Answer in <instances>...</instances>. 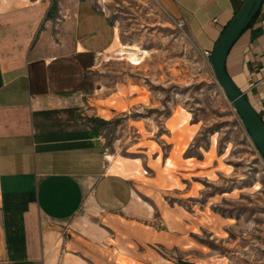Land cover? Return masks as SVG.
<instances>
[{"label": "rangeland", "instance_id": "1", "mask_svg": "<svg viewBox=\"0 0 264 264\" xmlns=\"http://www.w3.org/2000/svg\"><path fill=\"white\" fill-rule=\"evenodd\" d=\"M49 1L54 16L59 0ZM92 1L121 43L149 51L140 66L103 53L90 72L103 95L123 88L146 101L110 120L85 115L101 131L108 167L120 161L132 177L137 203L112 215L81 212L59 249L73 264H264V156L208 57L160 0ZM86 214L105 231L99 241L84 231Z\"/></svg>", "mask_w": 264, "mask_h": 264}, {"label": "crops", "instance_id": "2", "mask_svg": "<svg viewBox=\"0 0 264 264\" xmlns=\"http://www.w3.org/2000/svg\"><path fill=\"white\" fill-rule=\"evenodd\" d=\"M58 2L52 16L49 0H0V264H73L58 247L64 226L83 211L112 215L137 203L132 177L108 171L101 131L85 118L128 110L112 99L138 103L123 88L103 95L90 77L116 26L92 0ZM160 2L203 54L245 0ZM259 11L226 69L264 121V3ZM86 217L84 231L99 241L105 234Z\"/></svg>", "mask_w": 264, "mask_h": 264}, {"label": "water", "instance_id": "3", "mask_svg": "<svg viewBox=\"0 0 264 264\" xmlns=\"http://www.w3.org/2000/svg\"><path fill=\"white\" fill-rule=\"evenodd\" d=\"M264 0H245L239 12L230 21L220 37L216 40L210 57L215 70L218 84L234 105V109L242 118L252 140L255 142L261 155L264 156V121L255 111L246 93L241 91L226 69L228 53L238 41L240 35L250 26L260 12Z\"/></svg>", "mask_w": 264, "mask_h": 264}, {"label": "bare ground", "instance_id": "4", "mask_svg": "<svg viewBox=\"0 0 264 264\" xmlns=\"http://www.w3.org/2000/svg\"><path fill=\"white\" fill-rule=\"evenodd\" d=\"M114 44L110 47V49H108L106 52H103V53H111L113 52V56H117V57H108V58H113V59H118V60H127L130 64H132L133 66H140L144 63V61L146 60V56L149 55V51L146 50L145 48H143L140 44H132V43H121L120 41V35H119V30L117 29V35H116V38H115V41L113 42ZM107 54L105 55V57H107ZM135 90V93H138V90L136 91ZM143 93V91H142ZM138 101H142V102H145L146 101V95L145 94H141L139 95L137 98H136ZM109 103H114L115 106H117L118 108L122 109V110H127V108L129 106L132 105V103L128 104V103H125L123 101H117V100H109ZM100 114L102 116H105V117H110L111 114L109 112L108 109H105V110H100L99 111ZM187 146L186 145H183V146H180L179 150L180 151H185V148ZM106 159H108L110 162H113V159H112V156L107 154L106 155ZM187 160H193V158L189 157ZM174 163L172 161V159H168L167 162H166V167H171L173 166ZM108 171L110 172H119V173H122V174H126L125 172V169L124 167L122 166L121 162L119 161L118 162V165L115 167V169H113L112 167H108ZM134 174V178L136 179L137 176H139L141 173L139 172L138 169L134 170L133 172ZM259 187L256 186V189H259ZM102 230V229H101ZM91 232L93 233L94 236H97L99 237V235L97 234L98 231H96L94 228L91 230ZM105 231H102L101 234H103ZM120 264H125L126 261L125 260H120V262H118Z\"/></svg>", "mask_w": 264, "mask_h": 264}, {"label": "built area", "instance_id": "5", "mask_svg": "<svg viewBox=\"0 0 264 264\" xmlns=\"http://www.w3.org/2000/svg\"><path fill=\"white\" fill-rule=\"evenodd\" d=\"M182 22H183V21H182ZM183 23H184V22H183ZM203 54L206 55V56H208V57L211 56V55H210L211 53H210L209 51H203Z\"/></svg>", "mask_w": 264, "mask_h": 264}, {"label": "trees", "instance_id": "6", "mask_svg": "<svg viewBox=\"0 0 264 264\" xmlns=\"http://www.w3.org/2000/svg\"><path fill=\"white\" fill-rule=\"evenodd\" d=\"M257 15H258V14H257ZM257 15H256V16H257Z\"/></svg>", "mask_w": 264, "mask_h": 264}]
</instances>
